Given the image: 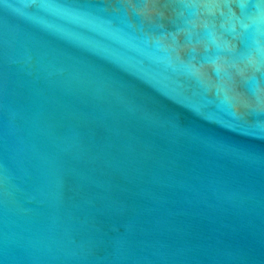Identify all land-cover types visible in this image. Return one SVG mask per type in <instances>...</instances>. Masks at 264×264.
I'll return each mask as SVG.
<instances>
[{
	"label": "water",
	"instance_id": "water-1",
	"mask_svg": "<svg viewBox=\"0 0 264 264\" xmlns=\"http://www.w3.org/2000/svg\"><path fill=\"white\" fill-rule=\"evenodd\" d=\"M0 264H264V0H0Z\"/></svg>",
	"mask_w": 264,
	"mask_h": 264
}]
</instances>
